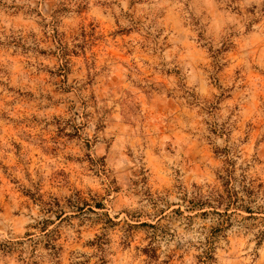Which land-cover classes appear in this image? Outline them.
I'll return each instance as SVG.
<instances>
[{
  "label": "rangeland",
  "instance_id": "obj_1",
  "mask_svg": "<svg viewBox=\"0 0 264 264\" xmlns=\"http://www.w3.org/2000/svg\"><path fill=\"white\" fill-rule=\"evenodd\" d=\"M0 264H264V0H0Z\"/></svg>",
  "mask_w": 264,
  "mask_h": 264
},
{
  "label": "trees",
  "instance_id": "obj_2",
  "mask_svg": "<svg viewBox=\"0 0 264 264\" xmlns=\"http://www.w3.org/2000/svg\"><path fill=\"white\" fill-rule=\"evenodd\" d=\"M226 186V185H225ZM226 187H224L225 189ZM243 193L249 197V195H251L250 193L252 192L250 186H243ZM224 195H217L215 198H213L212 196H207L206 199H203L202 197H196L195 199H192V201H190L189 207L191 209H214V207H225V208H229V207H236V208H240L242 210H244V212L249 213L250 214V209L248 207H246L244 205V203L246 201H243L242 199H238L237 197V193L235 191H233L232 189L226 188V191H224ZM227 210V209H225ZM226 214V211H224Z\"/></svg>",
  "mask_w": 264,
  "mask_h": 264
}]
</instances>
